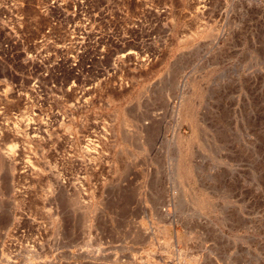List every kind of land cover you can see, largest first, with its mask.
<instances>
[{
  "label": "rangeland",
  "instance_id": "obj_1",
  "mask_svg": "<svg viewBox=\"0 0 264 264\" xmlns=\"http://www.w3.org/2000/svg\"><path fill=\"white\" fill-rule=\"evenodd\" d=\"M0 264H264V0H0Z\"/></svg>",
  "mask_w": 264,
  "mask_h": 264
},
{
  "label": "bare ground",
  "instance_id": "obj_2",
  "mask_svg": "<svg viewBox=\"0 0 264 264\" xmlns=\"http://www.w3.org/2000/svg\"><path fill=\"white\" fill-rule=\"evenodd\" d=\"M8 154H9V153H8ZM8 154L5 153L4 156H5L6 158H9V155H8ZM10 160H11V159H10ZM8 161H9V160H8ZM219 232H220L221 234H223L221 230H219Z\"/></svg>",
  "mask_w": 264,
  "mask_h": 264
}]
</instances>
